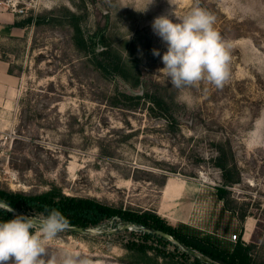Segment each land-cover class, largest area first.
Here are the masks:
<instances>
[{
    "label": "rangeland",
    "instance_id": "rangeland-1",
    "mask_svg": "<svg viewBox=\"0 0 264 264\" xmlns=\"http://www.w3.org/2000/svg\"><path fill=\"white\" fill-rule=\"evenodd\" d=\"M0 1L22 8L16 19L31 18L0 32V56L17 78L13 108L0 107V189L155 211L224 248L250 243L264 264V0H179L178 18L198 4L231 44L222 88L201 81L182 90L159 71L167 47L152 30L161 15L179 22L168 0L145 11L148 0ZM95 34L120 59V74L96 65ZM169 239H145L115 215L65 229L53 247L94 264H219Z\"/></svg>",
    "mask_w": 264,
    "mask_h": 264
},
{
    "label": "clouds",
    "instance_id": "clouds-1",
    "mask_svg": "<svg viewBox=\"0 0 264 264\" xmlns=\"http://www.w3.org/2000/svg\"><path fill=\"white\" fill-rule=\"evenodd\" d=\"M153 0H148L143 8ZM174 5L176 16L179 0H168ZM178 18V17H177ZM173 22L168 15L156 17L152 30L166 44L162 55L164 67L159 69L176 89L199 85L201 81L222 88L230 78L231 44L214 27L213 14L197 5ZM154 56H160L153 49ZM7 211L12 209L7 206ZM47 215H16L0 222V264H94L92 258L79 252L53 247V241L62 233L68 220L57 209L44 210Z\"/></svg>",
    "mask_w": 264,
    "mask_h": 264
},
{
    "label": "trees",
    "instance_id": "trees-1",
    "mask_svg": "<svg viewBox=\"0 0 264 264\" xmlns=\"http://www.w3.org/2000/svg\"><path fill=\"white\" fill-rule=\"evenodd\" d=\"M30 20V17L24 20L16 19L13 22V26L23 27L25 23ZM89 37L92 43L96 44V46L92 45L90 48L92 57H94L95 60L99 57V61H96V65L103 71L120 74L122 72V65H120L119 62L120 59L112 54L107 46L102 44L99 47L98 43H102L98 42L101 36L95 34ZM79 40L82 41L83 38L80 37ZM9 72L11 71L9 70ZM147 96L151 101L157 102L156 104L158 105H167L157 95L151 94ZM7 206L12 210L7 211ZM45 207L59 210L68 220L67 226L72 227L73 230L96 225L103 219L117 215L124 222L135 224L138 230L141 231V235H144L145 239L156 237L167 243L170 240L169 237L174 238L175 241L173 242L176 244L175 247L181 245L186 254L193 256L198 261L201 260L194 255L193 250L198 251L203 256L219 264H261L252 259L251 249L253 245L250 243L236 242L232 244L230 249L224 248L214 243L207 236L184 232L172 227L155 211H152L153 213H136L129 210H116L90 199L63 196L55 190L29 195L0 189V222L14 219L16 215L20 214L36 216L44 213V215H47L44 211Z\"/></svg>",
    "mask_w": 264,
    "mask_h": 264
},
{
    "label": "crops",
    "instance_id": "crops-1",
    "mask_svg": "<svg viewBox=\"0 0 264 264\" xmlns=\"http://www.w3.org/2000/svg\"><path fill=\"white\" fill-rule=\"evenodd\" d=\"M16 20V15L13 11L8 10L5 6L0 3V32L7 34L13 33L17 30L16 26H13V22ZM17 85L16 76L9 72L8 62L0 56V107L1 111L5 112L8 108L12 109L15 104L14 90ZM163 187V193L165 195L172 194L175 190V183L171 180V189L166 190V184Z\"/></svg>",
    "mask_w": 264,
    "mask_h": 264
},
{
    "label": "built area",
    "instance_id": "built-area-1",
    "mask_svg": "<svg viewBox=\"0 0 264 264\" xmlns=\"http://www.w3.org/2000/svg\"><path fill=\"white\" fill-rule=\"evenodd\" d=\"M0 3H1V1H0ZM11 5L9 6V3H6L5 7L9 6L11 8V11H13V12H22V8H17L16 5H14L13 3ZM235 238H236V235L233 234L231 236V239L235 240Z\"/></svg>",
    "mask_w": 264,
    "mask_h": 264
},
{
    "label": "water",
    "instance_id": "water-1",
    "mask_svg": "<svg viewBox=\"0 0 264 264\" xmlns=\"http://www.w3.org/2000/svg\"><path fill=\"white\" fill-rule=\"evenodd\" d=\"M66 229H73V228H72V227H70V226H67V227H66Z\"/></svg>",
    "mask_w": 264,
    "mask_h": 264
}]
</instances>
